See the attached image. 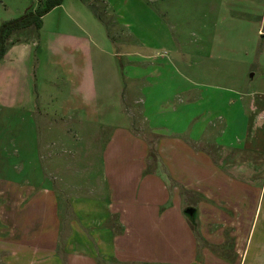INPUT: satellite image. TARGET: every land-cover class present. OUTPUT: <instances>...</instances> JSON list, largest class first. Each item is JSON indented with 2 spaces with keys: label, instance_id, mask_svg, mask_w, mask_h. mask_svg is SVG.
Listing matches in <instances>:
<instances>
[{
  "label": "crops",
  "instance_id": "1",
  "mask_svg": "<svg viewBox=\"0 0 264 264\" xmlns=\"http://www.w3.org/2000/svg\"><path fill=\"white\" fill-rule=\"evenodd\" d=\"M63 2L42 17V25L36 36L25 32L20 41L7 47L3 58L0 60V111L6 110L14 112L16 115L18 113L26 115L27 125L37 129L38 134L40 132L39 127L43 128L40 138L33 137L34 147L30 151V155L27 151L25 153L28 155L16 153L18 159H21V167L17 171L13 169V173L17 177L15 188L21 189L23 187L29 189V192H33L38 191L42 186L43 196L47 197L43 199L47 205L53 207L51 215L54 226L52 233L48 234L46 243L31 245L17 241L15 237H12V234H16L12 225L11 229L5 228L1 220L8 222L9 203L14 202L16 196L17 202H20L22 197L11 195L13 198L9 201L5 196L6 194L0 191V195L6 200L0 201V208H2L0 215L3 218L0 219V226L2 227L0 228V264H99L95 260L97 255H100L104 260L106 259V264H114V261L142 264H264V182L254 188L252 183L232 179L226 176L225 171L212 163L210 154L200 150H192L190 154L193 159L190 187L205 198L199 202L201 215L199 216L198 211V233L202 240H206L209 244H219L221 242L217 234L225 229H231L229 235L235 240L233 258L222 259L214 256L205 247L199 250L195 234L191 233L192 230L184 218L183 203L180 196L173 197L167 191L162 177L163 173H146L145 158L148 147L138 137L139 133L130 128L133 125L131 123L133 117L129 114L130 104L134 115L144 119L150 128L162 127L155 121L160 119L163 113L157 111L152 116L147 115L152 106L147 104L149 102L147 99L145 101L139 97L140 82L143 83L144 80H137L131 73H127L128 68H134L135 64L130 59L122 63L119 58L121 56L113 53L115 51L108 52L102 49L104 41H94L93 37L86 33L83 19L77 21L70 13L65 12L66 19L63 24L59 27L55 25L56 27L47 33L44 32L45 17L58 10L62 11ZM77 5L85 12L87 10L94 12L88 4H83V0L77 2ZM36 7L31 10H35ZM71 11L73 13V9ZM74 15L80 20V12H74ZM43 33L45 34L42 35ZM93 35L98 38L95 34ZM104 40L111 42L107 33ZM134 55L137 54L134 53ZM122 56L131 57L128 54H122ZM210 57L212 56H209L211 77H231V71L227 75L224 74L229 66L227 68L223 66V70L214 66L215 61L232 63L231 60L224 62L218 57ZM117 58L120 60L117 61ZM140 59L143 60L141 67L148 65L154 68L149 62L151 60L149 56L142 55ZM152 74L160 77L162 75L161 72L147 73L144 75L145 79L152 78ZM170 74L173 78H179L182 81V76L177 72L173 71ZM193 76L198 78L197 73ZM41 78L44 81V86L40 82ZM56 80L57 83L61 81L60 86L56 85ZM176 82L178 84V79ZM196 82L191 81V86L181 89L183 97L180 103L182 106L168 110L172 114L175 113L176 117L179 115V118L185 115V110H196L193 114L192 126H198L201 118L205 117L209 127L207 136L205 138L196 133L193 135L194 132L192 131V133L190 130V132L185 130L172 131L171 134L179 136L188 133L189 138L195 143L213 145L222 150L223 154L231 151L233 153L231 158L236 160L232 164L233 167H247L246 171L248 172L252 165L247 159L249 160L251 157L264 159V92L250 93L249 102L246 104L243 137L238 145L233 147L229 144L226 145L225 138L233 118L228 113L233 102L230 98L227 99L220 94H213L209 97L212 93L207 92L208 96H206L203 88L208 87L213 91L219 90L227 94H232L231 89L229 87L218 88L211 85V82ZM227 82L229 85L230 79ZM235 94L240 93L235 92ZM257 94L261 96L255 97ZM175 95L178 97L180 94L175 92ZM135 105L141 107L138 109ZM201 106H206L209 110L206 109L201 112ZM240 107L243 108V105ZM213 108L214 111H211ZM20 119H22V123L25 121L23 118ZM169 126H173V123ZM219 126L223 129H216ZM6 127H9L8 122ZM91 129H95L96 135L90 133ZM83 130L89 133L83 134ZM105 130H109L110 133L99 153L103 172L102 179L105 180L106 185L104 187L103 184V189L105 188L106 191L105 198L102 199L103 203H99L101 198L96 195L93 196L96 189H89L90 196H93L89 198H83V194L72 193L69 186L71 181H64L61 191L70 192V204L74 206V212L75 209L77 210L75 215L83 224L88 222L99 225L101 220L104 222L108 218L118 215L117 220L123 232L113 236L110 234L112 233L109 231L110 227H106L102 231V238L107 241L102 247L97 246L98 248L93 251L84 249L83 252H78L76 249L69 252L67 250L65 261H62L57 255L60 225L59 207L61 203L59 196H54L50 192L55 191V174L71 171L68 170L69 166L61 167L57 171L55 159L60 157L59 153L63 147L61 142H65L64 148H62L64 152L67 143L70 145L69 148H73L72 139H75L78 144L79 141H82L81 139L87 140L90 135L89 140L94 139L96 141L94 138L96 136L98 141L97 133L99 135L100 132L101 135ZM183 141V139H176L175 141L177 145L180 144L179 148L182 150H184ZM4 142L9 146L11 145L8 140H4ZM40 143L44 144L47 153L43 152L44 154L39 157L37 149L39 150ZM7 152L8 148L6 150L2 148L1 161L5 159L7 162L9 158ZM180 152L182 151L176 153L179 154ZM74 154V158L81 159L82 153L76 151ZM181 155L184 156V154ZM4 163L3 161L2 165ZM126 166H130V168L126 171V179L122 180L120 167ZM72 167L77 168V166ZM73 168L71 170H74ZM85 169L83 167V173H87V169L84 172ZM147 169L149 170V168ZM182 172L180 169H175L177 176ZM3 173L0 171L4 180ZM252 191H256L257 200L249 197L250 194H253ZM152 194H160L161 196L152 199ZM50 196L52 197L50 198ZM35 197L34 194L29 198L26 197L24 202L26 201V205H28ZM77 207L83 209V214L78 212ZM90 208H94L95 211L90 213ZM87 213L88 215H86ZM172 213L175 215V220L182 225L183 233L178 235L183 237L182 248L176 252L175 248L168 249L173 247H164L163 249L171 253L170 258L162 250L155 253V257H152L150 254L152 247H142L147 245L148 241L146 240H149L155 232H159L152 227L151 219L157 217L161 218L163 222L171 218ZM207 224H214L217 228L215 233L212 230L210 232ZM139 233H144V236L139 238ZM120 236L129 238L128 242L119 245ZM169 237L172 240L173 237L175 238L172 234ZM160 239L158 246L162 247L167 244L165 243L167 238L159 237ZM176 239H178L177 236ZM172 246H175L174 242ZM131 248L135 252L137 251L138 256L133 257L127 253Z\"/></svg>",
  "mask_w": 264,
  "mask_h": 264
},
{
  "label": "rangeland",
  "instance_id": "2",
  "mask_svg": "<svg viewBox=\"0 0 264 264\" xmlns=\"http://www.w3.org/2000/svg\"><path fill=\"white\" fill-rule=\"evenodd\" d=\"M77 2H80V0H64L62 11L58 10L47 15L44 19V32L47 33L50 29L63 24L66 19L64 13L68 12L77 21L83 19L86 33L93 37L94 41H104L102 49L108 52L115 51L113 53L121 56L119 58L122 63L127 59L132 60L135 66L134 68H128L127 73H131L137 80H144L143 83L140 82V96H137L145 99V101L147 99L149 101L147 104L152 106L147 115L152 116L157 111L163 113L160 119L155 121L162 127L150 128L144 119H140V117L134 115V111L129 103V114L133 117L131 119L129 116L133 124L130 128L139 133L138 137L148 147L145 158L146 173H163L162 177L167 191L173 197L179 195L182 200L183 214L186 209H193V213L195 214L194 223L197 231L195 238L199 250L205 247L214 256L222 259L233 258L235 255V240L229 235L231 229H225L220 234H217L221 242L219 244H209L206 240H202L198 233V211L199 216L201 215L199 202H202L205 198L190 187L192 182L191 165L193 161L190 154L192 150H200L206 154H210L212 163L225 171L226 176L245 181L249 184L252 183L254 188L260 185L261 182H264V159L258 157L247 159L250 162L249 164L252 165L251 170L253 171L248 169L247 172V167L234 168L235 166L233 167L232 164L236 160L231 158L233 155L231 151L223 154L222 150L215 148L213 145L195 143L189 138L188 133L179 136L171 134L172 131L185 130L187 132L190 130L194 132H192L193 135L200 134L206 138L209 127L205 117L201 118L198 126L193 127V114L196 110H185V115L181 116L180 118L182 119H180L179 115L176 117V114H172L168 109L174 110L182 106L180 103L183 97L181 89L191 86V81L211 82V85H215L218 88L229 87L232 94L219 90L213 91L208 87L203 89L206 96H208L207 92H211L212 94L209 97L213 94H220L227 99L230 98L233 102V105L228 110V113L233 118L231 119V124L225 138L226 145L229 144L233 147L238 145V142L243 137L246 104L249 102V95L250 93L264 92V33H261L262 31L264 32V0H83V4H88L89 8H92V11H94L93 13L89 10H87L88 13L81 10ZM35 6H38V0H0V26L4 22L21 17L27 10L30 11ZM74 12H80V20L74 15ZM258 30H260V33H258ZM106 33L110 37L111 42L104 40ZM93 34L100 39L96 38ZM219 42H222V44H219ZM134 53L137 55H134ZM122 54H128L131 57L125 58ZM142 55L149 56L151 59L149 62L155 69L148 65L141 67L143 65V60L140 59ZM209 56L218 57L224 62L231 60L232 63L215 61L214 64L220 70H223V66L224 68L229 66L224 74L227 75L231 71V77H211ZM119 58H117V61L120 60ZM137 64L139 65L137 66ZM155 71L161 72V77L152 74V78L145 79V74L157 73ZM173 71L182 76V81L179 78L171 76L170 73ZM195 73L198 74V78L193 76ZM176 79H178V84ZM228 79H230L229 85H227ZM57 80L60 79L57 78ZM57 80L56 85L60 86L61 81L57 83ZM40 82L41 84L44 83L42 78ZM128 82L131 81L128 80ZM238 89H241V91H238ZM56 90H58V87H56ZM175 92H178L180 95L176 97ZM235 92L240 94L236 95ZM260 96L259 94L255 95L258 98ZM239 99L241 101H238ZM138 100L141 103L140 99ZM239 104L243 105V108ZM136 107L139 109L141 106ZM206 109L209 110L206 106H201L200 108L201 112ZM211 111H214V108ZM20 118L25 119V121L22 123V119ZM27 120L24 114L18 113L16 115V113L11 111H0V153L2 148L4 150L8 148L7 153L9 155L7 162L5 159L0 160V171L4 172L3 175L5 177L3 180L2 175H0V191L6 194L5 196L9 201L16 195L22 197L20 202H17L16 196L14 202L9 203L8 222L7 220L5 222L1 220V223L5 225V228L10 229L12 225V229L16 232L15 235L12 234V237H15L17 241L36 245L46 243L48 241V234H51L54 229L51 215L53 207L46 204L45 199L47 197L43 196L42 186L38 191L33 192H29V189L23 187L21 189L15 188L17 177L14 175L13 169L17 171L21 167V159H18L16 153L28 155V153H25L27 151L30 155V151L34 147L33 137L37 136L40 138L43 132V128L39 127L40 132L38 134L37 129L30 128L27 125ZM7 122L9 123V127H6ZM172 123L173 126L170 127L169 124L172 125ZM219 128L220 130L223 129L220 126L216 129ZM86 133L89 132L83 130V134ZM90 133L96 135L95 129H91ZM109 133V130H105L101 135L100 132L99 135L97 133L98 141L96 136L94 137L96 141L94 139L92 141L89 140L91 138L90 135L87 140L83 138L84 140L81 139L82 141H79L78 144L75 139H72L73 148H69L70 145L67 143L64 152L62 148H64L65 142H61L63 147L59 153L60 157L55 159L57 162L56 169L58 171L61 167L69 166L68 170L71 172L56 173V183L54 182L55 191L53 190L50 193L54 196H59V202L61 203L59 207L60 225L57 255L62 261H65L67 250L69 252L76 249L78 252H83L84 249L93 251L99 246L102 247L105 241H107L102 238V231L106 227H110L109 231L112 232L110 234H113V236L120 235L123 232L117 220L119 218L118 215L112 216L104 222L101 220L99 225L88 222L83 224L79 220V217L75 215L77 214V210L75 209L74 212V206L70 204V192L61 191L63 182L71 181L69 186L72 193L83 194V198L96 195L98 198H101L99 203H103L102 199L104 200L106 193L105 188L103 189V184L104 187L106 185L105 180L102 179L103 172L99 153L103 149ZM176 139L184 140V150L179 148L180 144H176ZM4 140L10 141L11 145H7ZM75 147L76 149H74ZM76 151L80 154L82 153L79 160L78 157L74 158ZM178 151L182 152L177 154L176 152ZM37 152L39 153V157L44 154L43 152L47 153L44 144L40 143ZM181 154H184L186 157ZM3 161L5 162L4 165H2ZM72 166H77V168H73ZM83 167L87 169V173H83ZM71 168L74 170H71ZM129 168L130 166L120 167L122 180L126 179V171ZM175 169H180L183 172L177 176ZM176 177L179 179L177 180ZM84 188L85 191H83ZM89 189H96L93 196H90ZM252 193L249 197L257 200L256 191H252ZM33 194L36 196L35 199L26 205L24 199L26 197L29 198ZM160 196V194H152L151 198L156 199ZM1 200H5V198L0 195ZM15 202L17 204L14 205ZM99 208L102 209L101 206ZM77 209L78 212L83 214L81 207H77ZM1 210L2 208H0V213ZM93 211L95 209L90 208V213H93ZM0 219H3L1 215ZM175 219L174 213H172L171 218L163 222L161 218L156 217L155 219H151L152 227L159 232H155L149 240H146L148 241L147 245L142 247H152L150 251L152 257H155V253L162 250L170 258L171 253L163 249L164 247H173L168 249L172 250L175 248L176 252L182 248L183 237L178 236L183 233L182 225ZM207 226L210 232L212 230L215 233L217 228H215L214 224H207ZM0 228L2 227L0 226ZM170 234L175 236L173 240L169 237ZM71 235L72 237H70ZM143 236L144 233H139L138 235L139 238ZM158 236L167 238L165 242L167 244H164L162 247L158 246L161 241ZM176 236L178 239H176ZM120 237L119 245H124L129 240L125 236ZM173 242L175 246H172ZM127 253L133 257L135 255L138 256L137 251L135 252L133 248ZM95 260L98 263H107V260L105 259V261L100 255H97ZM114 264L142 263L114 261Z\"/></svg>",
  "mask_w": 264,
  "mask_h": 264
},
{
  "label": "trees",
  "instance_id": "3",
  "mask_svg": "<svg viewBox=\"0 0 264 264\" xmlns=\"http://www.w3.org/2000/svg\"><path fill=\"white\" fill-rule=\"evenodd\" d=\"M63 1L64 0H38V6L35 10H27L21 17L2 23L0 26V60L3 58L7 47L20 41L25 32H29L36 36L42 25V17L52 9L60 6ZM194 215L193 213L191 216H187L184 213L187 223L196 235L197 231L194 223Z\"/></svg>",
  "mask_w": 264,
  "mask_h": 264
},
{
  "label": "water",
  "instance_id": "4",
  "mask_svg": "<svg viewBox=\"0 0 264 264\" xmlns=\"http://www.w3.org/2000/svg\"><path fill=\"white\" fill-rule=\"evenodd\" d=\"M184 213H185L187 216H191V215L193 214V209L188 208V209H186V210L184 211Z\"/></svg>",
  "mask_w": 264,
  "mask_h": 264
}]
</instances>
